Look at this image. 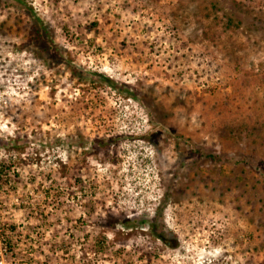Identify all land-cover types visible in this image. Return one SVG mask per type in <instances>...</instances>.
Segmentation results:
<instances>
[{
    "label": "rangeland",
    "instance_id": "obj_1",
    "mask_svg": "<svg viewBox=\"0 0 264 264\" xmlns=\"http://www.w3.org/2000/svg\"><path fill=\"white\" fill-rule=\"evenodd\" d=\"M21 1L61 56L0 4V264H264V0Z\"/></svg>",
    "mask_w": 264,
    "mask_h": 264
},
{
    "label": "trees",
    "instance_id": "obj_2",
    "mask_svg": "<svg viewBox=\"0 0 264 264\" xmlns=\"http://www.w3.org/2000/svg\"><path fill=\"white\" fill-rule=\"evenodd\" d=\"M21 2V0H12L11 2H9V0H1L0 4L3 8L7 5H11L16 9L18 15L25 14V16L30 19V22L28 23L29 26L25 29L26 31L24 33L28 41L36 46L40 45L43 48L44 55L50 56V59L52 58L58 61L61 54L59 53L56 43L53 41L51 26L48 23L43 22L38 16H34L33 10ZM20 20L21 17L18 16V22H20ZM148 114L151 115L150 111ZM210 158L211 160L216 161L215 155L211 154ZM222 160L229 161L231 158L224 156L222 157ZM154 224L153 228L156 230L158 225H156L157 223ZM158 236L164 240L162 232H160Z\"/></svg>",
    "mask_w": 264,
    "mask_h": 264
}]
</instances>
